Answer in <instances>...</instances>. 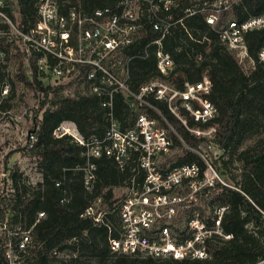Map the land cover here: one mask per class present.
<instances>
[{
	"label": "built area",
	"instance_id": "2783aa9c",
	"mask_svg": "<svg viewBox=\"0 0 264 264\" xmlns=\"http://www.w3.org/2000/svg\"><path fill=\"white\" fill-rule=\"evenodd\" d=\"M177 7V0H114L111 5L95 8L71 5L70 0H36L35 20L23 22L19 0H0V64H6L13 54L24 56L25 67H31L34 59V68L28 73L32 80L36 74L34 85L39 82L44 88L63 86V94L69 97L78 92L96 96L107 112L108 126L100 136L84 138L70 121L53 132L56 138L70 136L84 147L86 163L76 170L83 172L85 190L92 193L98 181L94 159L107 158L121 172L132 166L126 185L113 190L115 196L117 189H123L122 197L115 198L114 204L121 225L119 237L109 240L112 252L117 255L206 260L211 256V242L216 238H233L221 225L228 206L215 208L212 224L194 211L188 216L184 231L179 235L172 231L180 208L195 205L199 194L217 183L227 185L212 163L223 154L215 143L218 110L210 99L212 82L202 73L197 81L182 76L184 79L179 83L178 74H172L175 61L164 50L165 38L183 21L174 16ZM230 8V4L216 0L213 4L203 3L200 12L206 15L207 24L220 42L235 53L247 71L254 60L249 56L245 34L264 30V15L245 22L221 21L222 14ZM185 12L192 15L196 10L189 8ZM141 45L143 50H139ZM151 47L155 48L159 76L134 90L132 62L136 58L147 59ZM196 59L201 61L202 55L197 54ZM258 60L264 63V44ZM10 89V83L4 81L1 98H6ZM115 96H122L130 110L141 111L131 127L123 128L114 116ZM158 103L165 104L193 138L201 141L198 147L184 141ZM37 141L35 131H30L28 149L35 148ZM184 152L197 154L205 169L196 163L177 165ZM140 173L142 180L138 179ZM2 176L10 183L6 187L11 196L0 194V264H23L34 247L35 223L45 213L39 212L35 223L27 226L19 211L3 208L2 199L13 200L15 189L11 170H5ZM25 177L24 182L31 187L42 182H30ZM60 185L61 182L56 183L57 187ZM102 203L103 198L96 197L82 217L92 218L96 224H107V214L116 208L107 211ZM254 264H264V257Z\"/></svg>",
	"mask_w": 264,
	"mask_h": 264
},
{
	"label": "trees",
	"instance_id": "16d2710c",
	"mask_svg": "<svg viewBox=\"0 0 264 264\" xmlns=\"http://www.w3.org/2000/svg\"><path fill=\"white\" fill-rule=\"evenodd\" d=\"M216 0H177L178 7L174 16L183 19L172 30L164 42L165 52L172 55L178 82L184 76L189 81H197L206 73L212 82L210 99L217 107L216 122L218 129L215 143L223 154L213 159V165L226 179V184L217 183L205 189L198 197L207 195L211 190L216 193L212 200L203 198L204 205L192 208L187 216L199 211L212 224L215 208L228 206L223 214L221 225L226 234L233 238H216L210 244V258L200 259H152L135 255H117L110 248V238H118L120 219L117 199L113 190L126 185L131 177L130 166L121 172L107 158L94 159L97 164L98 181L92 193L84 187V175L76 167L86 163L84 147L78 145L70 136L56 138L54 130L66 121L73 122L84 138L102 135L108 126L107 112L102 101L93 95L77 93L74 97L63 94V86L44 88L39 82L36 88L44 95L35 116V131L38 141L35 148L29 149L28 156L36 158L42 182L31 187L24 182L18 170L11 171L15 193L13 200L2 199V207L19 211L26 219V225L35 223L37 214L44 212L45 217L35 223L33 228L34 247L23 264H254L264 257V63L259 62L258 54L264 44V30H253L245 34L249 56L254 65L245 70L239 64L234 52L224 46L212 27L206 22V15L200 12L205 2L213 4ZM114 0H70L71 5L85 8L104 7ZM36 0H19L22 20H35ZM196 12L188 15L186 9ZM264 15V0H241L233 3L229 11L222 14V20L231 19L245 22L251 17ZM139 46V50H143ZM147 59L136 58L132 62L131 85L134 90L159 76L155 48H149ZM201 54L202 60L196 59ZM34 68L24 67L20 81L26 85L34 84L36 74L29 72ZM0 64V87L5 81ZM15 88L11 87L5 99H12ZM49 93L53 94L51 106L46 107ZM1 94V91H0ZM163 115L178 131L184 141L198 147L197 141L183 127L181 122L168 110L165 104L158 103ZM11 104L0 105L7 111ZM141 111L130 110L122 96L114 97V116L123 128L131 127ZM254 139L246 148L243 145ZM203 141V140H202ZM179 144V142H178ZM237 162L238 173L232 172ZM198 164L202 170L205 165L197 154L184 152L178 157L177 165ZM202 177V176H201ZM138 179L142 180L141 173ZM57 182H61L59 187ZM102 197V206L107 211V224H96L92 218L82 217L84 210L96 197ZM66 199L68 201L63 202ZM16 218V217H15ZM72 255L70 262L59 256ZM0 254V262L1 260Z\"/></svg>",
	"mask_w": 264,
	"mask_h": 264
},
{
	"label": "rangeland",
	"instance_id": "374dc122",
	"mask_svg": "<svg viewBox=\"0 0 264 264\" xmlns=\"http://www.w3.org/2000/svg\"><path fill=\"white\" fill-rule=\"evenodd\" d=\"M223 2V5L233 3H238L241 0H220ZM25 64V59L22 54H13L9 56V59L6 64L3 65L2 72L5 75V81L10 83L11 87L15 88V92L12 96V99L1 98L0 96V105L9 103L11 108L7 111L0 109V194L5 195L8 193V187L6 185L10 184L2 176V173L5 170H18L19 173L22 172L23 176L28 181L34 183L42 180L41 176L38 175V164L36 158L29 157L28 147H27V135L32 130L35 125V116L39 113L40 104L44 100V95L39 89L36 88V85H26L20 81L22 74V69ZM25 67V66H24ZM46 82L45 84H47ZM46 87V86H45ZM47 88V87H46ZM7 98V97H6ZM53 99V94L49 93L48 103L46 107L51 106V100ZM41 118V113L38 115V120ZM264 136V134H263ZM254 139L247 141L243 147L246 148L251 144ZM178 155L180 154V149H178ZM26 156V157H25ZM24 157V158H21ZM172 160V159H171ZM174 160H176L174 158ZM239 164L235 162L232 165V172L238 173ZM21 171V172H20ZM22 176V177H23ZM33 177V179H31ZM223 178V177H222ZM223 181H226L223 178ZM123 190V189H122ZM121 189L115 191V198H121L123 193ZM8 196H11V193H8ZM216 196L212 190L207 193L205 196L198 197L195 200V205H191L189 208H180L178 213V221H176L172 226V231L178 233V235L185 230L186 220L188 218L187 211H190L193 206L198 207L204 205L203 198H208L212 200ZM64 258L66 261L70 262L72 260V255L63 253L59 256Z\"/></svg>",
	"mask_w": 264,
	"mask_h": 264
},
{
	"label": "crops",
	"instance_id": "0c3cea01",
	"mask_svg": "<svg viewBox=\"0 0 264 264\" xmlns=\"http://www.w3.org/2000/svg\"><path fill=\"white\" fill-rule=\"evenodd\" d=\"M26 157V156H25ZM21 158H24V157H21ZM9 170V169H8Z\"/></svg>",
	"mask_w": 264,
	"mask_h": 264
}]
</instances>
